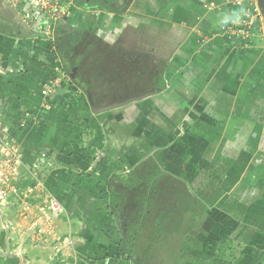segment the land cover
I'll return each mask as SVG.
<instances>
[{"label":"rangeland","instance_id":"1","mask_svg":"<svg viewBox=\"0 0 264 264\" xmlns=\"http://www.w3.org/2000/svg\"><path fill=\"white\" fill-rule=\"evenodd\" d=\"M71 5L122 22L112 30L84 23L56 30L50 73L35 100L11 121L23 131L49 127L51 143L31 153L4 131L8 124L1 116V147L18 150L14 185L24 190L43 181L49 169L44 163L62 165L88 183L83 187L96 194L97 207L114 215L116 240L133 264L234 263L247 241L229 217L240 222L244 207L235 203L220 219L213 198L219 155L210 163L203 160L204 145L218 138L208 135L220 127L208 118L216 105L203 100L199 83L178 93L169 89L170 60L184 41L165 21L140 16L137 0ZM68 9L62 21L74 14ZM44 20L51 26L60 19ZM33 201L40 204L28 200ZM13 219L10 209L0 211V252L3 227ZM65 259L75 263L73 255Z\"/></svg>","mask_w":264,"mask_h":264},{"label":"crops","instance_id":"2","mask_svg":"<svg viewBox=\"0 0 264 264\" xmlns=\"http://www.w3.org/2000/svg\"><path fill=\"white\" fill-rule=\"evenodd\" d=\"M62 2L71 6L74 14L48 26L27 1L0 0V117L7 121L4 131L10 138L31 153L40 144L51 143L49 127L23 131L11 121L15 122L18 109L35 100L40 83L50 73L54 40L60 35L56 30L80 23L112 30L122 22L113 14L84 11L67 0ZM137 7L140 16H154L172 25L184 41L170 60L169 89L178 93L199 83L203 100L216 105V110L210 108L208 118L220 127L218 133L208 135L218 138H209L204 145L203 160L210 163L219 155L221 171L213 198L220 219L230 215L231 205L244 207L240 222L229 217L240 225V236L244 234L247 241L243 254L232 264H264V37L241 49L235 40H225L222 18L245 8L231 0H137ZM26 15L31 19L24 24ZM53 164H43L49 169L40 183L46 194L59 202L61 218L55 222V232L61 238L68 234L69 244L33 245L9 231L8 246L19 264H62L67 254L74 256L76 264H133L131 259L115 258L121 247L114 215L96 206V194L83 187L88 183ZM205 198L212 200L208 194Z\"/></svg>","mask_w":264,"mask_h":264},{"label":"built area","instance_id":"3","mask_svg":"<svg viewBox=\"0 0 264 264\" xmlns=\"http://www.w3.org/2000/svg\"><path fill=\"white\" fill-rule=\"evenodd\" d=\"M14 1H27L33 5L39 15L48 21L61 19L69 12L68 6H64L62 0ZM67 1V3H72V0ZM231 2L237 7L245 6V8L239 23L226 25L222 27L221 31L225 35L226 41L235 40L238 48H246L258 37L264 35V25L259 23L261 19L259 0H231ZM30 19L31 16L26 15L22 22L27 24ZM17 154L18 150L15 145H7L3 148L0 139V210L6 207L14 215V219L5 223L3 228L7 233L13 231L18 238L33 245L67 246L68 239L58 237L55 232V222L61 214L57 199L43 194L44 189L40 183L27 186L24 190L14 185L15 169L20 164L17 163ZM47 164L51 165L52 163ZM29 199L36 200L40 204L36 205L34 201L30 203ZM61 263L73 264L67 259L62 260Z\"/></svg>","mask_w":264,"mask_h":264},{"label":"trees","instance_id":"4","mask_svg":"<svg viewBox=\"0 0 264 264\" xmlns=\"http://www.w3.org/2000/svg\"><path fill=\"white\" fill-rule=\"evenodd\" d=\"M114 198H116V200H119V196L116 194H113ZM112 206L114 208H117V204L112 203ZM116 259H124L126 261H129L130 258L129 257H125L124 253L122 252V250L119 248L118 252L115 256ZM0 264H19L18 259L16 257H6V258H2L0 257Z\"/></svg>","mask_w":264,"mask_h":264},{"label":"clouds","instance_id":"5","mask_svg":"<svg viewBox=\"0 0 264 264\" xmlns=\"http://www.w3.org/2000/svg\"><path fill=\"white\" fill-rule=\"evenodd\" d=\"M243 13V10L241 9L240 11H237V12H232L228 15H225L222 20H221V23L224 24V25H227L229 23H239L240 22V17Z\"/></svg>","mask_w":264,"mask_h":264},{"label":"water","instance_id":"6","mask_svg":"<svg viewBox=\"0 0 264 264\" xmlns=\"http://www.w3.org/2000/svg\"><path fill=\"white\" fill-rule=\"evenodd\" d=\"M260 5H261V10H262V14L264 17V1L260 0L259 1ZM4 252H0V257L2 258H6V257H14L13 254L11 253L9 246H8V235L6 234L4 237Z\"/></svg>","mask_w":264,"mask_h":264},{"label":"flooded vegetation","instance_id":"7","mask_svg":"<svg viewBox=\"0 0 264 264\" xmlns=\"http://www.w3.org/2000/svg\"><path fill=\"white\" fill-rule=\"evenodd\" d=\"M260 1V0H259ZM264 1V0H263ZM258 6L260 7V9H261V5H260V3L258 2ZM261 12H262V10H261ZM264 17H262V19H263ZM263 25H264V20H263Z\"/></svg>","mask_w":264,"mask_h":264}]
</instances>
